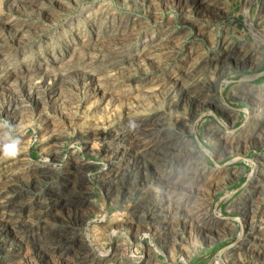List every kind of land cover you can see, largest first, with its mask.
<instances>
[{
  "label": "rangeland",
  "instance_id": "obj_1",
  "mask_svg": "<svg viewBox=\"0 0 264 264\" xmlns=\"http://www.w3.org/2000/svg\"><path fill=\"white\" fill-rule=\"evenodd\" d=\"M16 136L0 264H264V0H0Z\"/></svg>",
  "mask_w": 264,
  "mask_h": 264
},
{
  "label": "clouds",
  "instance_id": "obj_2",
  "mask_svg": "<svg viewBox=\"0 0 264 264\" xmlns=\"http://www.w3.org/2000/svg\"><path fill=\"white\" fill-rule=\"evenodd\" d=\"M7 124V122H3ZM21 139L19 136L10 138V140L3 145H0V153L7 159L16 158L20 154Z\"/></svg>",
  "mask_w": 264,
  "mask_h": 264
},
{
  "label": "bare ground",
  "instance_id": "obj_3",
  "mask_svg": "<svg viewBox=\"0 0 264 264\" xmlns=\"http://www.w3.org/2000/svg\"><path fill=\"white\" fill-rule=\"evenodd\" d=\"M136 128H137V127H136ZM133 129H134V128H133ZM133 129H132V130H133ZM136 130H139V129L137 128ZM139 132H140V131H139ZM132 133H133V131H132ZM123 134H124V133H123ZM135 135H136V134H135ZM138 135H139V134H138ZM133 136H134V134H133ZM133 138H134V137H133ZM139 138H140V137H139ZM149 138H150V137H149ZM115 139H116V138H115ZM115 139H114V140H115ZM131 139H132V138H131ZM147 139H148V138H147ZM124 140H125V139H124ZM125 141H126V140H125ZM142 141H143V140H142ZM225 141H226V140H225ZM117 142H118V141H117ZM117 142H116V143H117ZM113 143H114V142H113ZM142 143H143V142H142ZM136 144H137V142H136ZM121 145H122V144H121ZM138 145L141 146L140 144H138ZM143 146H144V143H143ZM159 146H160V145H159ZM124 147H125V146H124ZM124 147H122V148L124 149ZM149 147H150V146H149ZM151 147H152V146H151ZM155 147H156V146H155ZM119 148H120V147H119ZM136 149H137V148H136ZM140 149H141V148H140ZM147 150H148V149H147ZM137 151H138V150H137ZM143 151H145V150H143ZM141 155H142V152H141ZM122 159H123V158H122ZM119 165H120V164H119ZM117 168H118V167H117ZM189 168H190V167H189ZM120 169H121V168H120ZM116 171H117V170H116ZM119 173H121V172H119ZM120 175H121V174H120ZM112 176H113V175H112ZM117 176H118V175H117ZM115 177H116V176H115ZM112 179H113V178H112ZM179 179H180V178H179ZM176 180H178V179H176ZM177 182H178V181H177ZM162 186H163V185H162ZM161 198H162V197H161ZM157 203H159V202H157ZM157 206H158V205H157ZM161 211H162V209H161ZM161 211H160V212H161ZM160 212H159V213H160ZM156 215H157V214H156ZM161 215H162V214H161ZM157 217H158V216H157ZM161 218H162V217H161ZM217 219H218V218H217ZM161 220H162V219H161ZM163 221H165V219H164ZM163 221H162V222H163Z\"/></svg>",
  "mask_w": 264,
  "mask_h": 264
}]
</instances>
